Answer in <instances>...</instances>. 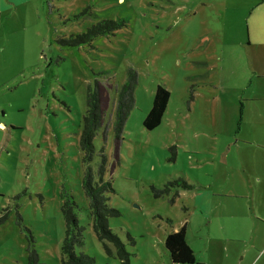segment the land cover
I'll list each match as a JSON object with an SVG mask.
<instances>
[{
    "label": "rangeland",
    "instance_id": "rangeland-1",
    "mask_svg": "<svg viewBox=\"0 0 264 264\" xmlns=\"http://www.w3.org/2000/svg\"><path fill=\"white\" fill-rule=\"evenodd\" d=\"M259 1L0 0V264H28L33 251L39 264H64L67 193L84 227L85 245L76 251L97 264H180L165 238L186 220L193 264H255L252 230L218 227L222 203L232 200L198 184L213 179L218 190L233 166L226 149L252 138L240 95L253 78L250 56L264 50L247 46L250 24L264 18L254 8ZM105 19L124 21L88 41H61ZM130 69L138 75L135 104L117 136L118 94ZM96 81L109 104L87 157L80 139ZM158 84L171 96L161 124L149 130L144 119ZM252 89L263 98L250 106L262 127L264 77ZM88 169L111 183L109 205L120 214L109 217V227L119 241L93 228L82 187Z\"/></svg>",
    "mask_w": 264,
    "mask_h": 264
},
{
    "label": "trees",
    "instance_id": "trees-1",
    "mask_svg": "<svg viewBox=\"0 0 264 264\" xmlns=\"http://www.w3.org/2000/svg\"><path fill=\"white\" fill-rule=\"evenodd\" d=\"M112 20H103L99 24L88 29L87 33L77 36L71 40H61L64 45H75L84 40L92 39L93 37L111 33L116 28L122 25ZM137 71L130 69L127 80L122 85L118 94V103L116 105V121L115 130L119 136L123 130L130 110L135 104V88L137 84ZM96 81L94 86H89L87 95V109L84 115L83 131L81 134L80 144L86 156L92 155L95 150L94 137L98 130L104 123L105 107L109 104V97L106 102H103L102 93ZM171 92L163 84H158L154 94L153 104L144 119V126L152 130L159 126L163 120L165 112L168 107ZM101 102L103 103V110H101ZM100 179L95 180L91 169L86 170L82 178V187L84 194L89 199V209L93 215V228L96 234L104 238L112 236L109 240L119 241L116 234L109 227V217L117 216L120 211L112 208L109 205L110 193L113 190L111 183L104 181L102 177V170L100 171ZM190 188L191 186L185 185ZM78 204L73 196L67 193L62 205V211L66 222V233L63 241V263L64 264H97L96 259L90 254L81 251L77 252V246L85 245L84 227L80 225L79 216L77 213ZM165 246L169 251L172 263L193 264L196 262L195 252L187 239L186 224L182 225L180 229L169 232L165 238ZM123 245H118V249L122 250ZM121 252V251H120ZM119 252V253H120ZM28 264H39L38 254L31 252Z\"/></svg>",
    "mask_w": 264,
    "mask_h": 264
},
{
    "label": "crops",
    "instance_id": "crops-1",
    "mask_svg": "<svg viewBox=\"0 0 264 264\" xmlns=\"http://www.w3.org/2000/svg\"><path fill=\"white\" fill-rule=\"evenodd\" d=\"M254 8L260 11L264 10V0L254 5ZM249 31L247 46L253 48L256 43L261 47L264 46V18H259L256 22L252 21ZM251 31L256 36L255 38L252 37ZM250 58L253 78L249 83H246L247 85L241 87L244 97L240 95V98L243 101L242 118L249 124V137L251 135L252 138H249V140L236 139V142H234L235 146L230 145L226 149L224 161L229 164L232 163L231 165L233 166L229 168L232 171L231 174L227 173V181L221 180L218 190H214L213 188L215 186L213 179L204 180L203 182H199L198 185L201 190L208 189L207 192L210 193V196L214 195L218 198H229L232 200L228 205L222 203V211L225 215L222 216L223 221H219L218 227L229 229L230 232L237 231V235H242L249 227L255 234L251 248L255 255L254 260H256V264L259 257L264 256V236H260L259 241H257L260 231L264 230V125L262 127H259L261 125H257V122L263 121L257 118L258 115L255 107L251 108V113L250 106H255L256 103L263 100L258 90H253L252 88L253 81L256 78L264 77V50H261L257 56L253 55ZM249 92L252 93L250 94ZM251 139H256L254 145ZM243 142L246 145H241ZM242 183L246 184L250 191L242 190ZM198 192V194L202 192V194L206 193L205 191ZM198 205L204 213L203 203L199 202ZM210 218L207 215V219ZM190 223L191 220H186L182 224H186L187 233Z\"/></svg>",
    "mask_w": 264,
    "mask_h": 264
}]
</instances>
